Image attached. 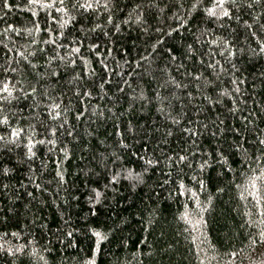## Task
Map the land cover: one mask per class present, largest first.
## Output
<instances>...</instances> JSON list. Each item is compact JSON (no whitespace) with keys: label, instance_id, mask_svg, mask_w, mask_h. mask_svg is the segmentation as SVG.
<instances>
[{"label":"trees","instance_id":"1","mask_svg":"<svg viewBox=\"0 0 264 264\" xmlns=\"http://www.w3.org/2000/svg\"><path fill=\"white\" fill-rule=\"evenodd\" d=\"M90 2L0 0V264H264V0Z\"/></svg>","mask_w":264,"mask_h":264},{"label":"snow or ice","instance_id":"2","mask_svg":"<svg viewBox=\"0 0 264 264\" xmlns=\"http://www.w3.org/2000/svg\"><path fill=\"white\" fill-rule=\"evenodd\" d=\"M39 0H29V3H38ZM60 4H61V7L60 8H56V11L57 12H60V11H64V12H67L68 9L64 8L63 7V4H64V0H60ZM229 5L231 7H229ZM44 7H54L55 4L52 3V4H48V5H43ZM99 5L96 4L94 5L93 3L90 2V0H84L83 3H79V0H72V4H71V7L73 9H83L85 12H87L89 9H93L94 7H98ZM248 8H252V4H248L247 5ZM5 7H10L9 3H8V0H5ZM105 7H107V3L105 4ZM198 7H200L204 13H206L209 17H216V18H219V17H230L232 15V9H239L240 7H242L241 4H239L237 2V0H212V3H211V6H207L204 4V0H194V2L191 4V8L193 10L197 9ZM72 19H74V17H72ZM109 19H111V17H109ZM67 23V21L65 22ZM97 27H99V25H97ZM61 35H63V33H61ZM252 35H256L255 33H252ZM54 43V41H53ZM213 44L217 43L215 40L212 41ZM223 43L225 45L228 44V41L227 40H224ZM189 48H191V45H189ZM76 51H79V49H76ZM260 51L261 52H264V47H261L260 48ZM235 53L229 51V55H234ZM73 63H75L73 61ZM216 64H219V62L217 61ZM212 65L209 64V67H211ZM104 67L106 68L107 66L104 65ZM232 67H235V65H232ZM53 76L56 75V73H52ZM195 79H199V77H195ZM2 87H0V91H3V92H8L9 94H11V92L13 91L12 88L9 87V83L7 80H4L2 82ZM233 83L235 84L236 82L233 81ZM31 91L33 93H35L36 89L35 88H32ZM236 91H240V88L239 86L236 87ZM24 95L26 96L27 93H24ZM83 95H90V93L88 92H85L83 93ZM10 98L9 97H0V99H8ZM205 99H209V97H205ZM53 107L54 108H59L60 105L58 104H53ZM81 115L83 113H80ZM62 115V113L60 111H57L55 112V115L52 117L53 119H56L57 117H60ZM0 122H3V123H7V117H3L2 121ZM176 123H179V121H176ZM61 127H63V124L60 125ZM184 132H191L192 135H197L196 132L192 131L190 128H185L183 129ZM12 135L13 136H18L19 135V132L17 130H13L12 131ZM69 135H71V133H69ZM169 135H171V133H169ZM3 137L0 136V140H2ZM44 141H40V143H43ZM29 143L31 144V140L29 141ZM261 144H264V140H261L260 141ZM63 151V149H61ZM29 153L30 155H34V153H31V150H29ZM186 157L185 156H179L178 157V160L180 161H183L185 160ZM147 163L151 164L152 161L149 160L147 161ZM207 165V161L204 162V164H201L200 167L201 168H204L205 166ZM113 180L116 179V176H113L112 177ZM97 196H99V192H97ZM93 234L96 235V236H100V233L99 232H96L95 230H93ZM15 235V233L13 234ZM68 235H71V233H68ZM9 252L11 251V249L8 250Z\"/></svg>","mask_w":264,"mask_h":264}]
</instances>
